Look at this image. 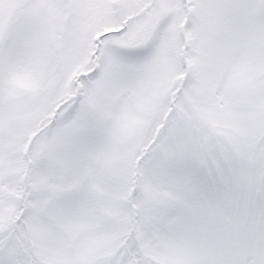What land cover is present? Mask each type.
<instances>
[{"label":"snow or ice","instance_id":"6c2138e0","mask_svg":"<svg viewBox=\"0 0 264 264\" xmlns=\"http://www.w3.org/2000/svg\"><path fill=\"white\" fill-rule=\"evenodd\" d=\"M0 264H264V0H0Z\"/></svg>","mask_w":264,"mask_h":264}]
</instances>
